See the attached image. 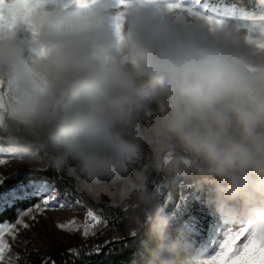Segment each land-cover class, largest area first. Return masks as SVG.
Wrapping results in <instances>:
<instances>
[{
	"label": "clouds",
	"instance_id": "obj_1",
	"mask_svg": "<svg viewBox=\"0 0 264 264\" xmlns=\"http://www.w3.org/2000/svg\"><path fill=\"white\" fill-rule=\"evenodd\" d=\"M127 4L0 0V141L25 169L65 172L84 199L126 209L141 264L213 255L194 252L162 207L191 185L206 187L224 230L264 241V51L246 42L264 0L259 16L221 27L193 4Z\"/></svg>",
	"mask_w": 264,
	"mask_h": 264
},
{
	"label": "snow or ice",
	"instance_id": "obj_2",
	"mask_svg": "<svg viewBox=\"0 0 264 264\" xmlns=\"http://www.w3.org/2000/svg\"><path fill=\"white\" fill-rule=\"evenodd\" d=\"M203 2V0H202ZM216 0H208L209 8L215 6ZM127 0H117V8H126ZM179 7V5H175ZM3 17L0 16V20ZM209 25L221 27L223 21L221 19H213L212 16L207 17ZM124 23V13L118 12L113 18V30L116 37L117 45L122 40V30ZM15 24H9L8 30L11 31ZM31 28V25H29ZM247 36L246 42L255 48L264 51V23H256L246 27ZM31 35H38L35 28H31ZM32 55L37 59H45L49 55V49L43 45L31 49ZM3 87L0 82V88ZM6 91V90H5ZM4 109L3 94H0V111ZM0 165L8 163L9 159L16 160V153L13 147L5 141H0ZM51 168V167H49ZM48 169H25L15 172L8 176H0V264H14L19 257L10 256V245L6 237H10L13 241L16 239L18 227L28 229L29 225L24 222V217H29L35 220L32 215L33 211L42 214L50 209H63L67 207L60 199V192L43 178V173ZM58 171V170H57ZM67 189L65 195H68ZM31 202L26 210L18 211L14 222L3 219V212L14 208L17 204ZM74 203L76 205L73 210H85V222L83 224L82 236L85 239L95 237L101 234L113 220H118L119 217H105L100 210L91 206H86V202L82 197L75 196ZM115 207V206H113ZM126 212V209H121ZM57 227L69 233H75L80 230V226L75 221H70L65 224H58ZM131 239L137 238L135 232H129ZM67 252L76 253V248H70ZM101 249H95L96 254H99ZM79 258V257H77ZM47 264H54V261L48 260ZM207 264H264V241L249 240L247 229L233 230L231 228L221 231V235L216 242L213 255L208 259Z\"/></svg>",
	"mask_w": 264,
	"mask_h": 264
},
{
	"label": "rangeland",
	"instance_id": "obj_3",
	"mask_svg": "<svg viewBox=\"0 0 264 264\" xmlns=\"http://www.w3.org/2000/svg\"><path fill=\"white\" fill-rule=\"evenodd\" d=\"M129 2L135 4L138 3L139 0H129ZM154 2L163 5L173 2V0H154ZM176 2L193 4L197 10L202 8L206 15L229 22L247 20L249 15H260L259 10L257 14L245 13L233 7L218 3L209 8L208 0H203V2L202 0H176ZM0 151H3V149L0 148ZM22 170H25V168L16 160L9 159L7 164L0 165V176H8ZM57 172L60 179L67 182L73 188L75 196L81 197L74 187L73 178L68 176L65 172ZM206 192L207 189L204 186L191 185L186 193H171L166 201H162L163 210L178 223L180 229L184 233L188 246L200 255H206L214 251L216 242L223 229V224L219 218L212 212L210 207L204 204ZM66 197V195H60L61 201L65 203L67 207L63 209L46 210L42 214L33 211L32 215L35 216V220L29 217L23 218L24 222L29 225L28 229L19 228V226H17L18 233L16 239L13 241L10 237H6L11 248L9 255L19 257V259L15 260L14 264L24 263L27 247L44 255V260L47 262L51 258L49 257L50 253L53 254L60 251L63 247H67V249L76 248L77 252L71 254L78 255V248L82 243L100 235L98 234L88 239L82 236L83 224L85 222V210H73V208L76 207L75 203L71 202ZM107 200L108 198L106 196L98 199L83 198L85 202L92 201L94 203L108 205L109 203ZM102 214L105 217L111 218V215H106L103 212ZM70 221H75L76 224L80 226V230L75 233H69L57 227L58 224H65Z\"/></svg>",
	"mask_w": 264,
	"mask_h": 264
},
{
	"label": "trees",
	"instance_id": "obj_4",
	"mask_svg": "<svg viewBox=\"0 0 264 264\" xmlns=\"http://www.w3.org/2000/svg\"><path fill=\"white\" fill-rule=\"evenodd\" d=\"M216 3L233 7L245 13H258L255 0H216ZM47 171L43 173V178L52 184L62 195H65L67 189V199L74 202L75 192L73 188L60 179L57 170L47 167ZM86 206L100 209L104 214L112 217H119L113 220L110 227L102 232L98 237L82 243L79 246L78 255L67 252V247L62 250L49 254L54 264H141L139 238L131 239L129 237V229L125 218V212L121 208L113 207L110 204L94 203L86 201ZM31 202L17 204L14 208H10L3 212V219L14 222L18 211L26 210ZM117 242L106 248L109 244ZM99 247L101 251L96 254L95 249ZM69 253L70 257L66 254ZM53 255V256H52ZM79 257V258H77ZM23 264H47L44 255L38 251L28 248L24 257Z\"/></svg>",
	"mask_w": 264,
	"mask_h": 264
},
{
	"label": "water",
	"instance_id": "obj_5",
	"mask_svg": "<svg viewBox=\"0 0 264 264\" xmlns=\"http://www.w3.org/2000/svg\"><path fill=\"white\" fill-rule=\"evenodd\" d=\"M115 243H117V242H113V243L109 244V245H108L107 247H105L102 251H104L106 248H108V247L114 245ZM54 254H55V253H53V255H54ZM66 254L70 257V254H69V253H66ZM53 255H52V256H53ZM49 260L52 261V257H51Z\"/></svg>",
	"mask_w": 264,
	"mask_h": 264
}]
</instances>
